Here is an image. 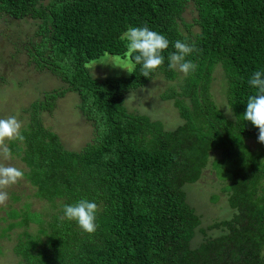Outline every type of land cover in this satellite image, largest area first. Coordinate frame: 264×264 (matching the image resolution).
I'll return each instance as SVG.
<instances>
[{
  "label": "trees",
  "instance_id": "1",
  "mask_svg": "<svg viewBox=\"0 0 264 264\" xmlns=\"http://www.w3.org/2000/svg\"><path fill=\"white\" fill-rule=\"evenodd\" d=\"M0 17L36 21V40L24 47L27 62L65 86L30 103L24 142L8 144L24 165L32 197L50 208L41 215L26 204L6 214L3 233L23 227L11 248L17 264H264V144L243 118L257 91L249 79L264 71V0H0ZM130 26L168 39L164 63L148 78L140 64L127 76H91L90 60L126 54L123 33ZM177 40L197 49L185 57L197 66L187 76L168 67ZM216 65L231 118L210 95ZM156 73L177 78L176 88L159 95L181 119L169 130L123 104L127 92ZM65 90L76 94L95 134L76 151L64 149L37 116L50 112ZM208 164L235 212L201 227L182 186ZM82 199L98 205L94 233L62 219L63 207ZM211 229L220 233L208 236ZM196 231L202 237L194 242Z\"/></svg>",
  "mask_w": 264,
  "mask_h": 264
},
{
  "label": "rangeland",
  "instance_id": "2",
  "mask_svg": "<svg viewBox=\"0 0 264 264\" xmlns=\"http://www.w3.org/2000/svg\"><path fill=\"white\" fill-rule=\"evenodd\" d=\"M184 16L188 20V13H184ZM35 23L36 21L30 18L11 20L0 17V118L16 116L22 123L21 130L28 124L31 102L41 99V93L44 91L65 88L64 84L49 72L36 71L27 62L24 47L28 41L36 40ZM217 66L213 72L210 95L217 108L226 117L231 118L232 115L226 114L229 108L224 100V80ZM86 67L93 77H121L129 74L127 70L130 71L131 63L126 54L118 56L104 53L87 62ZM176 79L166 80L156 73L145 84L124 95L125 109L160 121L166 130L174 128L181 123V119L173 108L171 100H162L159 95L163 91L176 88ZM77 104L76 94L65 90L63 95L55 100L50 112L37 113L43 126L55 133L63 148L67 150H79L95 139L91 123L80 114ZM9 141L6 140L5 143L8 145ZM247 143L250 148L254 147L252 141L248 140ZM215 153L218 151H212L209 155L213 156ZM0 162L25 170L24 165L14 155L10 160L0 159ZM223 185L224 183L214 176L209 164L202 170L198 180L183 184L185 201L198 215L201 227L214 221L228 219L234 214V209L230 208L226 202ZM29 186L24 179L11 185L6 189L7 201L4 205H0V264H17L11 248L17 235L23 231L22 226H15L3 233L6 223H10L6 214H18L19 209L21 213L26 204L28 209L25 210L37 214L45 215L50 210L47 203L32 197L31 189L33 188L30 186V189ZM14 193L19 196L17 202L13 201ZM27 230H33L32 224ZM207 233L208 236H215L220 231L211 229ZM201 237L200 232L196 231L192 241L196 242Z\"/></svg>",
  "mask_w": 264,
  "mask_h": 264
},
{
  "label": "clouds",
  "instance_id": "3",
  "mask_svg": "<svg viewBox=\"0 0 264 264\" xmlns=\"http://www.w3.org/2000/svg\"><path fill=\"white\" fill-rule=\"evenodd\" d=\"M123 39L127 41L126 56L133 61L131 67L134 68L136 64L142 65L141 75L145 78L164 63L161 53L169 47V41L163 34L149 30L147 27L130 26L123 33ZM173 47L176 51L169 54L168 67L177 69L187 76L197 66L185 57L197 49L194 44L190 45L181 40L175 41ZM249 85L257 91L255 95L248 97L243 118L259 130L258 142L264 144V71H255L249 79ZM226 114L231 116L232 110L227 109ZM21 128L22 123L16 116L0 118V159L6 161L12 158V152L5 143L6 140L24 142L25 137L21 134ZM24 175L21 168L0 162V205H4L8 199L6 189L22 180ZM98 210L97 203L82 199L75 204L65 205L62 219L74 220L83 231L94 233L97 227L95 221Z\"/></svg>",
  "mask_w": 264,
  "mask_h": 264
}]
</instances>
